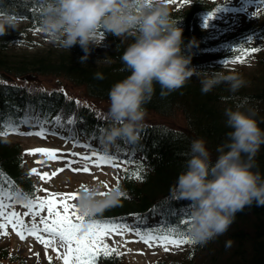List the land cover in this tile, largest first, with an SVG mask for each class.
<instances>
[{
  "label": "trees",
  "instance_id": "1",
  "mask_svg": "<svg viewBox=\"0 0 264 264\" xmlns=\"http://www.w3.org/2000/svg\"><path fill=\"white\" fill-rule=\"evenodd\" d=\"M44 6L45 0H0V14H12L26 23L9 35L0 37V72L15 79L33 74L62 78L81 87L87 97L109 102L111 87L130 75L121 56L134 42V37H116L101 29L100 36L105 44L93 49L89 59L83 63L79 59L84 53L78 45L70 51L55 44L44 51L16 50L11 42L19 41L24 33L40 27ZM213 6L190 2L170 12L171 18L177 21V27L183 29L184 53L192 57L190 67H194L199 75H194L181 88L166 96H161L159 84H154V94L143 107L146 109L145 117L153 114L167 118L179 113L184 121L183 129L177 130L144 119L138 141L119 140L113 147L114 152H127L128 156L122 157L125 163L118 169L117 177L128 196L94 218L117 222L132 220L134 223L138 219L146 220L147 226L153 219L161 220L159 226L176 221L177 226L187 229L188 224L178 225V221L187 220L191 215L190 209L180 212L190 207V202L178 194L174 195L172 189L179 174L186 170V154L190 151L191 142L204 138L214 161L218 155L217 147L226 141L227 133L231 131L226 126L225 110H236L238 107L252 115L264 130V73L256 78L260 83L252 89L241 86L238 91L231 92L227 83H221L207 94L201 92V80L205 73L222 72L228 75L223 66L216 64L221 58H236L240 48L260 49L245 58L253 57L264 67V14L262 24L256 23V19H248L238 26L227 25L225 29L215 27L206 31L201 27L202 17L210 13ZM193 40L195 44L187 47ZM98 72L104 79L94 78ZM60 92H48L34 84L14 85L0 81V130L8 124L19 125L24 117L34 116L32 111L36 109L41 122L49 121L45 126H57L52 121L59 115L65 123L57 128L74 137L91 139L94 145L101 147V130L109 125L108 116L77 105L75 99L67 98L64 92ZM69 118H74L75 124L68 125L66 121ZM127 160L134 163L127 164ZM254 160L256 166L253 171H259L264 177V145ZM139 164L143 165V180L127 178L128 172L134 171ZM0 170L4 174L0 180L7 189L19 192L18 196L25 197L24 193L36 189L24 169L22 147L3 136L0 137ZM14 262H17L15 254L8 248H0V264ZM98 264H123V261L113 254L106 258L101 256ZM152 264H264V206L258 207L255 202L246 206L236 214L225 234L204 244H184L175 254Z\"/></svg>",
  "mask_w": 264,
  "mask_h": 264
},
{
  "label": "clouds",
  "instance_id": "2",
  "mask_svg": "<svg viewBox=\"0 0 264 264\" xmlns=\"http://www.w3.org/2000/svg\"><path fill=\"white\" fill-rule=\"evenodd\" d=\"M18 26L16 16L0 14V37L16 31ZM101 29L116 37H134L121 56L130 75L115 83L108 93L110 123L101 130L100 137L102 149L108 152L119 140L138 141L146 115L143 105L150 102L154 84H159L161 96H166L199 72L190 67L192 57L184 53L183 29L177 27L162 0H45L40 31L60 49L70 51L78 45L84 53L81 63L100 46ZM192 44L194 40L187 47ZM94 78L104 79L99 72ZM221 83L236 92L244 81L234 73H205L201 92L207 94ZM225 116L231 131L217 147L216 159L213 161L204 138L193 140L186 154V170L179 174L172 189L174 195L190 202L189 235L200 244L225 234L246 206L254 202L264 206V177L253 171L254 158L264 145V130L239 107L226 109ZM78 190L79 212L92 217L128 196L121 185L114 184L106 191L102 182H89Z\"/></svg>",
  "mask_w": 264,
  "mask_h": 264
},
{
  "label": "snow or ice",
  "instance_id": "3",
  "mask_svg": "<svg viewBox=\"0 0 264 264\" xmlns=\"http://www.w3.org/2000/svg\"><path fill=\"white\" fill-rule=\"evenodd\" d=\"M169 5L179 4L181 7L190 3V0H163ZM218 8L215 12L209 13L205 18V26L208 22L215 18ZM40 31L39 28L36 29ZM260 49L252 47L251 49L240 48L236 59L232 61L244 63L245 57ZM63 91V90H62ZM66 95V93H65ZM77 105L80 103L76 101ZM74 118L67 119L68 125L75 124ZM49 123L46 119L38 121L39 130L35 132H19L18 126L6 125L5 129H10L20 135H35L44 138L49 132L45 125ZM52 123L63 127L65 123L61 116H56ZM52 135L57 133L53 132ZM7 130H0V137L6 136ZM82 147L90 149V154H81L77 152H70L66 155L72 159H66L65 165L73 172L89 173L90 166L94 165L99 168L101 165H108L120 169L125 161H122L118 155L109 154L106 151H99L92 148L90 144H80L77 140L74 147ZM59 150L45 147H37L26 151V155L35 156L40 154L45 160L34 161L38 165H43L47 160L57 161L64 157L58 155ZM83 161V167H73ZM127 164H132L134 161L127 160ZM124 171H128L126 168ZM65 171V168H59L51 173L48 171L40 172L37 168H32L29 175L37 174L42 181L48 182L52 177L58 173ZM143 165H136L134 171L128 172L127 178L143 180ZM3 172L0 170V177H3ZM116 185H120L119 177H116ZM106 189H109L107 183H103ZM85 185H81L83 189ZM111 189H109L110 191ZM45 191L44 197L36 195V192ZM19 192H13L7 189L2 180H0V235H6L9 227L21 239L25 240L27 237H33L37 242L43 245L45 249V256L52 264V256L48 255V250L51 249L56 253V258L62 264H98L101 256L108 257L113 254L119 255L118 247H109L107 240L113 236L124 237L126 234L135 235L139 241L145 245L152 247L154 245L163 247L165 251L169 250V246L180 247L184 244L196 243L189 235V227L182 229L177 226L176 221H170L168 225L149 227L146 220H139L136 224L130 225L126 222H117L115 220H106L94 218L92 216L82 215L75 204L70 201L79 198V190L73 193H54L46 189H34L30 193H24L26 200L21 201L23 208L26 209L22 214L15 211V205L12 202L14 197L19 195ZM104 193H101L103 195ZM175 216V213H171ZM25 218H30V223H26ZM191 215L187 220L180 219L178 225H190ZM143 225V226H141ZM115 243V241H113ZM127 244V240L122 241ZM39 256V254H36Z\"/></svg>",
  "mask_w": 264,
  "mask_h": 264
},
{
  "label": "rangeland",
  "instance_id": "4",
  "mask_svg": "<svg viewBox=\"0 0 264 264\" xmlns=\"http://www.w3.org/2000/svg\"><path fill=\"white\" fill-rule=\"evenodd\" d=\"M218 3V8H221L219 12L216 13L215 18L210 20L205 26V18L203 19V24L209 30L214 26H221L224 24L229 25H241L245 23L249 18L254 19L264 10V0H215ZM163 2V0H162ZM164 3V2H163ZM169 10L180 6L177 5H169L164 3ZM215 10V11H216ZM214 11V12H215ZM35 37V47H41L36 50L44 51L49 49L53 43L49 41L47 36L39 32H34ZM105 40L101 38V44L104 45ZM15 48L23 47L21 43H17ZM43 47V48H42ZM44 49V50H43ZM21 51L22 49H16ZM236 58L233 59H219L218 65H221L225 68V70L229 74H238L241 75L244 83L242 86H247L250 89L257 87L260 82H258V77L262 76L264 73V68L256 65L253 66L251 63H248L249 59L244 58L245 62H235ZM36 81V86H39L42 89L47 90H64L67 98H73L76 101L78 100L80 105L85 107H89L92 110H96L100 115L107 116L109 102H102L101 100L92 99L83 94V90L81 87L74 86L70 82L62 78H52L45 76H37L34 78ZM35 83V82H32ZM144 119L146 121H150L158 124H165L172 128L183 129L184 121L179 113H176L170 117H161L153 114L147 115ZM38 130H27L19 131V132H35ZM61 132V131H60ZM10 142H17L20 144L23 150L24 156V169L26 173L29 175L32 168H37L41 173L44 171H48L49 173L59 169L65 168V171L58 173L56 176L52 177L50 181L45 182L42 181L37 174L29 175L33 180L36 189H46L49 192L54 193H73L76 192L81 185H86L89 182H102L107 183L109 189H111L112 185L116 184V177L118 174V168H114L108 165H101L99 168L94 165L90 166L89 173L84 172H73L71 169L67 168L65 165L66 159H72V157H68L66 154L70 152H77L81 154H90V149L82 148V147H74V143L77 140H71L66 137L57 138H49V137H37L35 135H20L16 132L7 129V135L5 136ZM68 140V141H64ZM80 144H89L88 140H81ZM37 147H45L50 149L59 150L58 155L63 156V159L57 161L47 160L45 164L38 165L34 161L36 160H45L43 156L40 154H36L35 156L26 155V151L30 149H35ZM116 155V154H114ZM119 156V155H118ZM121 159V158H120ZM84 162L80 161L78 164L73 165V167H83ZM106 189V191H109ZM36 195L44 197L46 195L45 191L36 192ZM18 195L14 197L12 201L15 205V211L20 212L21 214L26 211L23 208L21 201L26 200L19 199ZM78 199H74L70 201L72 204H77ZM26 223H30V218H25ZM127 240V244H123L122 241ZM115 241V243H113ZM109 247H118L120 250V258L123 261V264H152L158 259L165 257L167 255L175 254L183 245L180 247H172L169 246V250L165 251L163 247L160 246H152L149 247L145 245L142 241H139L138 238L129 233L124 237L113 236L107 240ZM0 248H8L10 252L15 254V258L17 262L13 264H49L45 256V249L43 245L37 242L33 237H27L25 240H21L14 231L9 229L7 230L6 235H0ZM39 254L37 256L36 254ZM48 255L52 256V264H62V262L56 258V253L51 249L48 250ZM116 255V254H115Z\"/></svg>",
  "mask_w": 264,
  "mask_h": 264
},
{
  "label": "water",
  "instance_id": "5",
  "mask_svg": "<svg viewBox=\"0 0 264 264\" xmlns=\"http://www.w3.org/2000/svg\"><path fill=\"white\" fill-rule=\"evenodd\" d=\"M0 78H4V79H5V77H3V75H2V74H0Z\"/></svg>",
  "mask_w": 264,
  "mask_h": 264
}]
</instances>
